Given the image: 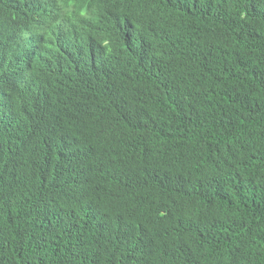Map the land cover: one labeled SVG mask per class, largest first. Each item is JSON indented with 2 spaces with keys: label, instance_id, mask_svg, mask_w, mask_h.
<instances>
[{
  "label": "trees",
  "instance_id": "16d2710c",
  "mask_svg": "<svg viewBox=\"0 0 264 264\" xmlns=\"http://www.w3.org/2000/svg\"><path fill=\"white\" fill-rule=\"evenodd\" d=\"M0 264H264V0H0Z\"/></svg>",
  "mask_w": 264,
  "mask_h": 264
},
{
  "label": "clouds",
  "instance_id": "9594fccd",
  "mask_svg": "<svg viewBox=\"0 0 264 264\" xmlns=\"http://www.w3.org/2000/svg\"><path fill=\"white\" fill-rule=\"evenodd\" d=\"M87 1H98L99 0H87ZM110 7L114 11H118L119 9V0H109ZM98 129L104 130L102 127H98Z\"/></svg>",
  "mask_w": 264,
  "mask_h": 264
}]
</instances>
